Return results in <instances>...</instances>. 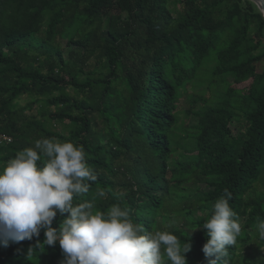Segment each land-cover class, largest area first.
<instances>
[{
	"label": "trees",
	"instance_id": "obj_1",
	"mask_svg": "<svg viewBox=\"0 0 264 264\" xmlns=\"http://www.w3.org/2000/svg\"><path fill=\"white\" fill-rule=\"evenodd\" d=\"M263 62L252 0H0V167L37 139L83 145L97 180L74 202L118 203L146 232L191 241L187 264H208L202 224L228 189L242 231L225 259L264 264ZM206 82L185 128L179 102ZM43 240L0 245V264H60Z\"/></svg>",
	"mask_w": 264,
	"mask_h": 264
},
{
	"label": "clouds",
	"instance_id": "obj_2",
	"mask_svg": "<svg viewBox=\"0 0 264 264\" xmlns=\"http://www.w3.org/2000/svg\"><path fill=\"white\" fill-rule=\"evenodd\" d=\"M86 155L83 145L71 140L41 138L0 167V245L32 240L43 230L44 245L59 243L60 264H187L191 241L181 247L169 230L146 232L118 203L104 211L95 197L74 202L97 180ZM96 196L106 198L107 192L98 188ZM231 198L225 189L202 224L209 237L202 248L208 264H228V249L241 234ZM58 214L64 218L53 227ZM256 230L264 240V220Z\"/></svg>",
	"mask_w": 264,
	"mask_h": 264
},
{
	"label": "rangeland",
	"instance_id": "obj_3",
	"mask_svg": "<svg viewBox=\"0 0 264 264\" xmlns=\"http://www.w3.org/2000/svg\"><path fill=\"white\" fill-rule=\"evenodd\" d=\"M71 50V47H65V52L68 53ZM72 51V50H71ZM75 54H79V51H74ZM264 64V62H263ZM249 82H245L243 84H239V85H235L234 87L236 88V90H238L239 92H244L246 90V88L248 87ZM209 90H208V83H204L202 86H195V87H191L190 85L187 86V93L181 98L180 102H179V110H180V122L184 121V127L188 128L191 127L193 124H195L196 122V118L193 114H188L187 115V110L189 108H194L196 109V107L198 108L199 106L203 105V100H206L209 98ZM190 96H194V97H198L200 98L196 103H193L191 101ZM211 96V95H210ZM28 101L27 98L23 97L20 100L21 105L25 104ZM238 123H240V121H238ZM241 124V123H240ZM189 186H191L190 190L186 191V193L191 192V193H196L197 191V184H189ZM201 188V192H204L207 190V188L204 185L200 186ZM175 200L177 202L182 201V198H180L179 196L174 197L172 200V203L175 202ZM262 253L264 254V248H261Z\"/></svg>",
	"mask_w": 264,
	"mask_h": 264
},
{
	"label": "water",
	"instance_id": "obj_4",
	"mask_svg": "<svg viewBox=\"0 0 264 264\" xmlns=\"http://www.w3.org/2000/svg\"><path fill=\"white\" fill-rule=\"evenodd\" d=\"M252 1L257 5L258 9L260 10V12L264 17V0H252Z\"/></svg>",
	"mask_w": 264,
	"mask_h": 264
}]
</instances>
